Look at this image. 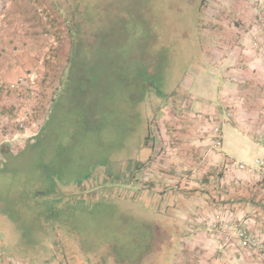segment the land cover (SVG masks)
I'll return each mask as SVG.
<instances>
[{
    "label": "rangeland",
    "instance_id": "obj_1",
    "mask_svg": "<svg viewBox=\"0 0 264 264\" xmlns=\"http://www.w3.org/2000/svg\"><path fill=\"white\" fill-rule=\"evenodd\" d=\"M215 1L197 13L202 43L213 36ZM170 4L0 0V220L19 235L25 252L16 258L40 263L60 247L94 264L146 250L148 232L135 238L128 221L147 219L133 202L140 186L122 180L133 181L141 148L153 150L155 135L172 128L166 107L188 101L179 86L201 63L188 64L196 50L176 43ZM194 18L193 9L181 18L191 31ZM104 198L138 209L107 207ZM152 234L165 240L162 229Z\"/></svg>",
    "mask_w": 264,
    "mask_h": 264
},
{
    "label": "crops",
    "instance_id": "obj_2",
    "mask_svg": "<svg viewBox=\"0 0 264 264\" xmlns=\"http://www.w3.org/2000/svg\"><path fill=\"white\" fill-rule=\"evenodd\" d=\"M214 5L213 36L203 40L201 63L189 65L178 89L188 101L167 105L172 128L155 135L153 150L141 148L146 152L133 181L122 180L140 186L133 202L154 213L151 220L164 230L159 260L145 264L263 263L211 217L220 211L225 220L239 227L250 221L251 233L264 234V176L254 165L264 158V142L257 137L264 127V0ZM1 219L0 264H93L91 255L60 247L40 263L16 258L25 252L19 235Z\"/></svg>",
    "mask_w": 264,
    "mask_h": 264
},
{
    "label": "trees",
    "instance_id": "obj_3",
    "mask_svg": "<svg viewBox=\"0 0 264 264\" xmlns=\"http://www.w3.org/2000/svg\"><path fill=\"white\" fill-rule=\"evenodd\" d=\"M204 0H171V4L170 6H173L175 9H178V12L176 10L175 15L177 18H175L176 20L173 21V25H172V29L174 31V37L177 36V41L178 42H182L183 40H185V42L187 44H189L191 47H193L196 52L193 55H190L189 58L187 59L188 64H190V62L196 59H201L202 55H203V44H202V38L201 35L199 33V29H198V22H199V16H198V11H199V7L201 5V3ZM180 9V11H179ZM189 9H193V14L195 16L194 20H193V25H192V31L190 30V28L188 29V26H185V24H183V20H181L182 15L185 14V12H187V10ZM179 19V22L177 21ZM182 29V30H181ZM176 30V32H175ZM187 30V31H186ZM184 31H186L187 34L184 35ZM182 32V34L179 35V33ZM176 34V35H175ZM175 43V44H176ZM174 44V48L177 47ZM54 100V99H53ZM41 104H39V110H40V106ZM38 109L35 111L37 118L40 116L38 113H42L43 110L41 112H37ZM147 137V136H146ZM145 137V138H146ZM147 187L150 189L151 186L147 185ZM106 199V198H104ZM107 201H105V206H113L115 208L119 207H125V208H129V207H134L135 209H138V207H136V204L133 202H127V201H122L119 199H106ZM139 211L141 213H145L143 216L144 218L147 219H143L141 221H139V219L134 218L133 216H130L128 221L129 226L131 227L132 230V234L135 236V238L138 237V235H141V231L144 232H148L149 238L150 240L148 241L149 245L147 247H145V251H143L142 253H140L138 259L134 260L133 258L129 257V258H124L122 256L121 259L118 258V256L110 253L107 254L102 262L103 264L106 262L108 263H112V264H145V263H150V262H155L156 260H159L160 256V251L163 248V243L164 240L160 241V240H155L152 232H155V230H159L160 229V225L156 226V227H152L149 224V220L148 219H153V215L154 213L148 211L147 209H139ZM159 228V229H158ZM159 232V231H156ZM109 257V258H107ZM109 259V260H108Z\"/></svg>",
    "mask_w": 264,
    "mask_h": 264
},
{
    "label": "built area",
    "instance_id": "obj_4",
    "mask_svg": "<svg viewBox=\"0 0 264 264\" xmlns=\"http://www.w3.org/2000/svg\"><path fill=\"white\" fill-rule=\"evenodd\" d=\"M214 133H218V129L214 130ZM257 137L264 142V127L257 131ZM254 165L257 170L264 176V158H257L254 161ZM239 169L243 170L244 165H239ZM211 220L213 223L219 224L220 229L227 233H233L237 239L240 240V246L245 249L248 254L256 255L262 264H264V234L262 233H251L249 228L247 227L250 221H244L240 224L233 223L232 221L225 220L223 217V213L220 211H216L213 213ZM232 234V235H233Z\"/></svg>",
    "mask_w": 264,
    "mask_h": 264
}]
</instances>
